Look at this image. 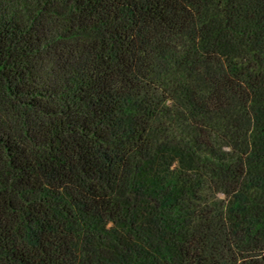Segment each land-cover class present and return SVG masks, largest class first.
I'll use <instances>...</instances> for the list:
<instances>
[{"label": "trees", "instance_id": "1", "mask_svg": "<svg viewBox=\"0 0 264 264\" xmlns=\"http://www.w3.org/2000/svg\"><path fill=\"white\" fill-rule=\"evenodd\" d=\"M0 264H264V0H0Z\"/></svg>", "mask_w": 264, "mask_h": 264}]
</instances>
